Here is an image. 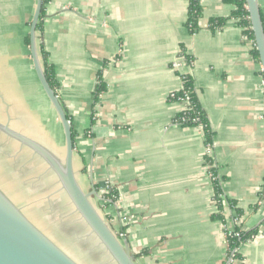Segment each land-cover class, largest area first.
<instances>
[{"label":"crops","instance_id":"1","mask_svg":"<svg viewBox=\"0 0 264 264\" xmlns=\"http://www.w3.org/2000/svg\"><path fill=\"white\" fill-rule=\"evenodd\" d=\"M200 3L194 34L186 27L187 0L46 4L41 36L57 96L72 120L73 169L84 190L117 191V199L101 208L114 229L126 230L121 241L137 264H228L224 232L235 225L236 208L242 229L258 230L239 246L241 264H264V75L251 55L254 41L235 20L217 30L208 26L234 6ZM258 6L264 20V0ZM35 7L36 0H0V181L14 194L0 189L30 221L32 205H47L39 202L43 194L65 200L60 183L54 194L46 192L47 180L58 181L47 164L2 129L58 157L52 149L65 151L60 121L25 44ZM180 51L192 63L175 70ZM185 75L208 118L211 145L201 127L176 122L183 106L170 95L182 88ZM100 84L105 88L96 94ZM206 156L220 178L221 208ZM46 210L49 216L48 205ZM118 214L130 217V224L119 225Z\"/></svg>","mask_w":264,"mask_h":264},{"label":"water","instance_id":"2","mask_svg":"<svg viewBox=\"0 0 264 264\" xmlns=\"http://www.w3.org/2000/svg\"><path fill=\"white\" fill-rule=\"evenodd\" d=\"M249 14L250 29L254 45L264 75V29L258 0H245ZM42 7V0H36V7L29 28L30 53L33 67L40 85L51 103L63 130L64 160L42 144L17 133L7 126L3 131L20 144L31 149L39 156L58 179L61 190L67 195L75 212L89 228L115 264H137L113 231L107 220L92 202L97 191H85L79 184L73 169L74 142L71 124L65 110L48 83L36 48V25ZM0 264H79L56 242L40 230L1 189H0Z\"/></svg>","mask_w":264,"mask_h":264},{"label":"trees","instance_id":"3","mask_svg":"<svg viewBox=\"0 0 264 264\" xmlns=\"http://www.w3.org/2000/svg\"><path fill=\"white\" fill-rule=\"evenodd\" d=\"M50 0H42V7H41V13L38 20V23L36 25V48L38 52V57L40 59V62L42 64L45 77L50 84L51 88L54 90L55 94L57 95V91L59 88V83L56 78V74L54 71V67L49 63L48 61V52L45 49L44 43L42 41V19L44 18V11L46 4ZM188 1V10H187V20H186V27L188 28L189 32L191 34H194L198 29V21L202 16V6L200 3V0H187ZM224 2L230 3L234 6V9L231 11L230 15L228 17H216V18H210L209 19V28L213 30L221 29L224 27L226 22L228 20H235L236 23L243 28V35L245 38L251 39L254 41L252 30L250 29V21H249V14L246 8V2L245 0H223ZM261 13V12H260ZM262 18V15H261ZM263 23V29H264V20L262 18ZM25 44L30 47V39L29 36L25 38ZM183 53V56L185 58V61L187 64L192 63V57L187 55L186 53ZM251 55L258 60V52L254 47L252 48ZM105 86L103 84H100L99 87L96 89V94L103 91ZM177 97L183 98L185 96L189 99L188 108L186 111L181 112L177 118L176 122L180 123L182 125L186 126H199L201 127L203 134H204V142L206 145H211L212 143V131L210 129L209 121L206 116V113L201 107V104L199 102V99L196 94V90L193 85L192 77L189 75H185L183 77V83L182 88L178 92L175 93ZM62 104V103H61ZM63 106V105H62ZM64 108V107H63ZM66 116L71 124V131H72V139L74 142L75 133L72 125V120L69 114L67 113L66 109L64 108ZM205 163L209 166V170L211 173V183H212V189H213V198L218 206V208H221V185H220V178L217 174V169L214 166V162L212 158L209 156L205 157ZM105 197L111 200V202L115 201L117 199V191L115 190H109ZM259 200L264 201V183L261 187V190L259 191ZM110 202V203H111ZM108 204V203H106ZM105 204V205H106ZM233 204V202L231 203ZM235 214L237 217L242 216V211L240 209L235 210ZM242 222L239 225L234 226L235 232L239 233V236L229 235L227 236V244H226V261L228 259L233 260V264H241L242 263V257L238 251L239 246L247 242L249 240H252L257 234L258 230L253 229L249 231H244L242 229ZM124 231V230H123ZM227 264V262L225 263ZM230 264V263H228Z\"/></svg>","mask_w":264,"mask_h":264},{"label":"rangeland","instance_id":"4","mask_svg":"<svg viewBox=\"0 0 264 264\" xmlns=\"http://www.w3.org/2000/svg\"><path fill=\"white\" fill-rule=\"evenodd\" d=\"M50 145H52V143ZM52 150L59 154V157L62 161L64 160V146L62 148L60 147L59 149ZM27 180L28 179L24 178V182ZM35 180H37L36 177ZM0 184L9 195L13 196L14 193L9 191L11 189H9L8 186L4 184V182L0 181ZM46 184L49 185L46 186V192H53V194L55 188L57 189L59 187L58 181L54 184L47 180ZM14 187L16 190H20L19 186L14 185ZM60 191L63 193L62 190ZM85 191L88 190L85 188ZM53 194L50 196L52 197ZM98 194L99 195L92 198V202L100 214L105 218L101 208L103 203L98 199L101 198L102 191H98ZM45 195L47 194L45 193L42 195V198L40 197L41 200H39V202L47 201L50 217L47 216V205L43 204H39L40 206L38 204L32 205V212H26L40 230H42L49 238L56 242L79 264H115L105 249L99 245L98 240L90 233L89 228L86 226L84 221L81 220L78 213L75 212L73 205L70 201H68V198L64 193L63 195L65 200L60 198H53V200L47 198L48 200H45ZM111 226L114 228L116 223H112Z\"/></svg>","mask_w":264,"mask_h":264},{"label":"built area","instance_id":"5","mask_svg":"<svg viewBox=\"0 0 264 264\" xmlns=\"http://www.w3.org/2000/svg\"><path fill=\"white\" fill-rule=\"evenodd\" d=\"M184 64H186V61H185V58H184V56H183V53H181V51H180V55L178 56V58L176 59V60H174V62L172 63V67L175 69V70H180L181 69V67L184 65ZM181 90V89H180ZM170 99H172V100H175V101H178V102H180L181 104H182V106H183V109H182V112L183 111H186L187 110V108H188V104H189V99H188V97L187 96H185V97H181V98H179V97H177L176 96V94L175 93H172L171 95H170ZM208 153H209V150H208ZM210 177H211V175H210ZM211 179V178H210ZM109 190H112V188L109 186H106L103 190H102V194H101V198H100V201L103 203V205L104 204H106L110 199H108L107 197H105V195H106V193L109 191ZM111 201V200H110ZM117 219H118V223H119V225H122V226H125V225H129L130 224V222H131V218L130 217H127V216H125V215H121V214H118L117 215ZM240 217H237L236 216V214H235V217H234V219L232 220V222H233V225L235 224V225H239L240 224ZM110 223V226L112 225V223L111 222H109ZM234 225V226H235ZM234 226H233V228H234ZM112 227V226H111ZM229 229V228H226L225 229V232H224V234H225V236H226V242H227V236H229V235H234V236H239V233L238 232H235V231H233L234 229ZM112 229H113V231L115 232V234L117 235V237L119 238V239H122L124 236H125V234H126V230L125 231H121L120 229L119 230H116V229H114L113 227H112ZM228 263H230V264H233L234 262H233V260L230 258L229 260H228Z\"/></svg>","mask_w":264,"mask_h":264}]
</instances>
